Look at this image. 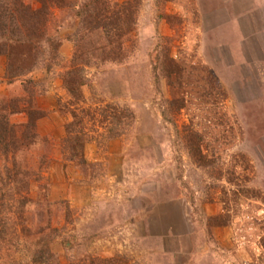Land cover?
Returning a JSON list of instances; mask_svg holds the SVG:
<instances>
[{
  "label": "rangeland",
  "instance_id": "1",
  "mask_svg": "<svg viewBox=\"0 0 264 264\" xmlns=\"http://www.w3.org/2000/svg\"><path fill=\"white\" fill-rule=\"evenodd\" d=\"M96 1L35 5L19 72L0 55V96L38 118L6 264H34L41 229L48 264H264V0Z\"/></svg>",
  "mask_w": 264,
  "mask_h": 264
},
{
  "label": "trees",
  "instance_id": "2",
  "mask_svg": "<svg viewBox=\"0 0 264 264\" xmlns=\"http://www.w3.org/2000/svg\"><path fill=\"white\" fill-rule=\"evenodd\" d=\"M44 1L46 0H32V4H30L26 0H0V55L7 58L8 72L11 77L14 73L19 72V68L14 67L12 63L14 56L18 55L17 47L22 50V46H31L33 37L44 36L41 31L44 25L43 14L40 12V8L34 9L35 5L42 7ZM99 1L97 0L95 4L98 5ZM88 9L93 8L89 6L85 10L88 11ZM126 13L131 15L128 11L117 13L115 18H118L120 23L119 20L114 23L111 21L110 23L100 22L105 27L107 39L110 41L113 36H122L119 33L131 24ZM121 23H123V27H121ZM30 27H34L35 30L32 29L29 32ZM111 48H114L113 45ZM39 51H37L38 54L36 53L37 60L41 55ZM25 67L24 65L23 68ZM33 83V80L26 81L28 86ZM20 114L29 115V121L23 129L22 135L18 134V130L11 120L12 116ZM36 114V111L21 109L19 105L0 96V264H6L9 261L7 260L9 254L19 242L18 225H22L23 228L27 221L28 209L31 204L29 173L21 170L15 155L32 145L37 138L38 118H35ZM24 230L31 233L30 228L25 227ZM45 230L41 229L35 234V244L38 245V248L32 260L34 264H48L54 257L51 250L54 231L47 233L48 231L45 232Z\"/></svg>",
  "mask_w": 264,
  "mask_h": 264
}]
</instances>
